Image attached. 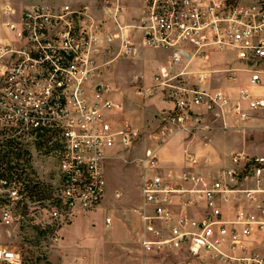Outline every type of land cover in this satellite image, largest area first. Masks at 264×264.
<instances>
[{
  "label": "built area",
  "instance_id": "built-area-1",
  "mask_svg": "<svg viewBox=\"0 0 264 264\" xmlns=\"http://www.w3.org/2000/svg\"><path fill=\"white\" fill-rule=\"evenodd\" d=\"M131 1L106 2L111 27L98 22L88 5L32 6L21 14L19 45L0 44V150L11 140L28 154L29 162L20 164L31 183L34 149L55 159L48 224L55 242L72 211H90L103 201L108 152L129 147L137 136L128 123L113 125L111 115L123 107L112 100L113 88L96 79L101 49L118 40L122 55L136 54L125 29L139 31L143 46L170 52L151 84L135 85L138 96H160L169 104L159 115L158 143L209 130L205 116L216 110L240 122L264 110V0H139L138 23L126 25L120 15ZM212 55L229 56L233 66L214 68ZM219 73L229 83L243 73L247 85L236 96L213 88ZM196 162L187 153L185 170L175 179L157 171L154 150L140 159L151 171L141 186L143 252L171 257L164 264L205 258L264 264L258 252L264 245V155L233 154L230 166L214 176L196 171ZM31 183L0 180V225H16L31 203L43 202L30 200L25 188ZM0 264H22V256L0 247Z\"/></svg>",
  "mask_w": 264,
  "mask_h": 264
},
{
  "label": "rangeland",
  "instance_id": "rangeland-1",
  "mask_svg": "<svg viewBox=\"0 0 264 264\" xmlns=\"http://www.w3.org/2000/svg\"><path fill=\"white\" fill-rule=\"evenodd\" d=\"M13 1L16 4L23 5L32 4L39 0ZM41 1L53 3L52 7L57 8L63 5L72 7L89 5V13L102 25L105 24L104 14L99 11L106 0H90L97 2L98 9L92 7L89 0ZM242 1L247 4L246 1L250 2L251 0ZM126 11H129V8ZM14 13L13 10L12 14ZM120 16V21L123 24L128 23V20L125 19V12ZM12 18L18 25L19 13H15ZM107 18L110 19V17ZM12 31L16 33V30ZM116 42L119 43L118 40ZM117 43H112L109 46L111 50L108 52L101 49L102 51L98 56L99 73L96 79L109 84L114 93L124 94L120 98H123L126 104L130 101L131 96L135 98L134 107L139 111L135 112L132 117L134 121L132 126L137 132V136L129 147H121L125 150L123 154L126 160L109 161L106 165V194L101 204L90 211H76V214L72 211L65 221H61L59 228H65L70 236L78 239L77 242L71 240L72 238L67 242L65 241L67 238L65 239L63 236L60 237L58 242L52 239L54 227L51 225L53 221L50 219V212L52 205L55 203L54 186H56L55 182L57 180L54 175L57 164L51 156L39 154V151L34 149V179L46 186L48 198L40 204L31 203L27 212H25L24 218L16 225H0V247L12 248L19 252L22 256V264H145V262L164 264L171 260V257L163 254H146L143 252L141 245L137 243V232H140L141 235L143 227L140 231H137L139 229L138 214L133 209L142 204V182L145 175L151 174L149 169L143 168L140 159L145 156L147 150H154L158 159L157 171L164 175L177 176L176 174L180 173L182 167L174 170L170 168L169 164H162L160 161L161 150L167 147L171 148L173 143L179 140L201 141L200 132L176 133L167 142L158 143L156 133L159 130L160 110L153 102L160 100L161 97L153 96L142 99L136 94L135 85L137 81L140 84L141 80L146 85L151 84L152 75L167 64L170 52L150 48L143 49L140 55L124 56L120 53V45ZM11 45L17 47L19 42ZM162 63L164 64L158 68ZM209 64L216 69L233 66L231 58L227 55H212ZM223 78L224 73L215 74L212 87L221 88L224 92H230L233 96H236L234 88L223 84ZM232 85L246 86V75L239 73ZM139 99L142 101H139ZM122 115H124L122 112L114 113L112 118L120 119ZM255 117H257L255 118L256 121L250 119V121H253V125L246 127L245 132H243L246 135L238 132L239 134H234V136H220L215 143L214 150H212V155L217 158L219 149H221L222 154L230 149H244L248 153L264 154V110L256 113ZM231 118H236V116H231ZM223 119L224 117L217 110L205 116V122L208 120L216 124L222 123ZM215 129V132H217L218 128ZM208 139L206 141H209ZM198 165L200 171L210 176L216 175L221 168L214 163H208V165L202 163L200 165L198 162ZM109 218L112 220L111 225L108 224ZM49 222H51L50 225H48ZM131 239H133L132 244ZM63 240L65 243L62 242ZM258 252L264 254V245H259ZM196 263L224 264L209 258L199 260Z\"/></svg>",
  "mask_w": 264,
  "mask_h": 264
},
{
  "label": "crops",
  "instance_id": "crops-1",
  "mask_svg": "<svg viewBox=\"0 0 264 264\" xmlns=\"http://www.w3.org/2000/svg\"><path fill=\"white\" fill-rule=\"evenodd\" d=\"M255 1H257V0H251L250 2L249 1H246V2H247V4H251ZM90 2H91L92 7H95L96 9L99 8V6H97V2H93V1H90ZM106 2H107V0H106ZM106 2L104 5H101L102 9L99 12L104 14V17L106 19V21H105L106 26L111 27L113 25V23L111 22V20L109 18H107L110 16L108 14V10L105 8ZM0 4H1V7H0V44H17L18 43V32L21 28V14L23 13V11L26 8H29L32 6H52V5H54L53 3H48L47 1H41V0L34 2L32 4L27 3V4H23V5L16 4L13 0H0ZM140 7H141V4H140L139 0H132L131 2H129L127 4V9L129 8V11H125V19L128 20V23H125L126 25H132V24L138 23L139 17H140ZM7 8H9L11 10L9 14H6ZM13 10L15 13H19V24L18 25L15 23V21L12 18V16L15 14V13L12 14ZM129 22H131V23H129ZM6 23L14 24L15 28L12 29V28L6 27V25H5ZM12 30H16V33ZM124 36L126 38H129L130 41L136 45L137 51H136V54L133 56H136L137 54L140 55L142 53L143 49H150L149 47L142 45V41L140 39V32L139 31L137 32L136 30L128 28V29H125ZM116 41H114V43H117ZM117 44H119V43H117ZM105 50H106V52H108L111 50V47H108ZM163 64L164 63L160 64L158 66V68H160ZM153 75H152L151 79L153 78ZM222 81H223V84L225 86H230V87L234 88V91L237 93L238 86L232 85L233 82H232V84H230L227 81L224 82V78L222 79ZM141 83L144 84L142 82V80H141ZM144 85H146V84H144ZM147 85H149V84H147ZM123 95L124 94L118 92V93H113V95L111 96L112 100L114 102L121 104L123 107V109L121 111H117L114 113H119V112L124 113V115H122V117L120 119H113L112 116L114 113L111 115L110 120L113 123V125L116 127H121L124 123H128L132 126V123H134L132 117H133L135 112L139 111L134 107L135 98L133 96H131L130 101L126 104L123 101V98H120V96L122 97ZM136 100H138V99L136 98ZM139 101H142V100L139 99ZM153 103H155L157 109L160 110L159 113H161V111L164 110L165 108L169 107L168 106L169 104L164 102L162 99L155 100ZM255 118H257V117H254L251 120L256 121ZM253 121L248 120L246 122H240V121H237L236 118H231L230 115L224 117V119L222 120V123H220V124L212 123L211 121L206 120L205 124H207L210 129L200 131L199 136H200L201 141H199V140L195 141V140H189V139H187L186 141H181V140L175 141L171 148L167 147V148H164L161 150L160 161L162 164L163 163L169 164L170 168L174 169V170H177L178 168L182 167L180 173L176 174L177 176H173L171 174H168V175H171L173 178L176 179L185 170L184 161H185V157H186L187 153H192L195 155V157L197 159V162L194 165L195 170L200 172L203 175H206V174H204L202 171L199 170L198 162L200 165L202 163H204V165H208V163H214V164L218 165L219 167H221L219 169V170H221L222 168H224L226 166H230V164H231L230 158L233 154L244 152V153L249 154V155H264L263 153H248L244 149H230L229 151H226L223 154L221 153V149H219V156L217 158H215L212 155V152H213L212 150H214L215 143L220 136H228V135L234 136V134H239L238 132L243 133V132H245L246 127H248L249 125H253L252 124ZM159 126H160V122H159ZM212 128H214L213 131H211ZM215 128H218L217 132H215V130H216ZM243 134L246 135L245 133H243ZM203 138H204V140H203ZM207 139L209 141H206ZM123 151H125V150H123L121 147H116V148L112 149L111 151H109L107 159L105 161V167L109 163V161H117L120 159L126 160V157L124 156ZM168 175L165 174L164 176H168ZM206 176H210V175H206ZM142 205H143V199H142V204L138 205L135 209H133L138 214V227H139V229L137 231H140V229L143 227V222L141 219V212H140V208ZM76 211H82V210H79V209L74 210L75 214H76ZM111 224H112V220L110 219V225ZM61 236H63L65 239L67 238L65 240L67 242H69L70 238H72L71 240H73L74 242L78 241V239L76 237L70 236V234H68V232L65 228H61V229L59 228V240H60ZM136 237H137V243L140 244V232L139 233L137 232ZM65 241L63 240L62 242L65 243ZM132 243H133V239H131V244ZM88 250L90 251L89 247H88ZM145 264H149V263L145 262Z\"/></svg>",
  "mask_w": 264,
  "mask_h": 264
},
{
  "label": "trees",
  "instance_id": "trees-1",
  "mask_svg": "<svg viewBox=\"0 0 264 264\" xmlns=\"http://www.w3.org/2000/svg\"><path fill=\"white\" fill-rule=\"evenodd\" d=\"M4 148L0 150V180L12 181H29L31 183L30 174L26 173L22 168L20 161L29 162L28 154L11 140H7ZM48 190L44 184L38 180L31 183L25 188L27 195L32 201H43L48 198Z\"/></svg>",
  "mask_w": 264,
  "mask_h": 264
}]
</instances>
